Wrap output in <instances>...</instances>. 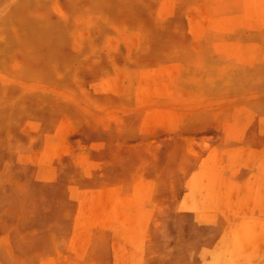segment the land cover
Returning <instances> with one entry per match:
<instances>
[{"label": "rangeland", "instance_id": "374dc122", "mask_svg": "<svg viewBox=\"0 0 264 264\" xmlns=\"http://www.w3.org/2000/svg\"><path fill=\"white\" fill-rule=\"evenodd\" d=\"M0 137V264H264V0H0Z\"/></svg>", "mask_w": 264, "mask_h": 264}, {"label": "bare ground", "instance_id": "6f19581e", "mask_svg": "<svg viewBox=\"0 0 264 264\" xmlns=\"http://www.w3.org/2000/svg\"><path fill=\"white\" fill-rule=\"evenodd\" d=\"M1 141H2V139L0 137V156L2 155V152H3ZM194 203L191 205V207L195 206ZM193 208L195 210V207H193ZM197 209H199V208H197ZM200 216L199 217L195 216V215L189 216L187 218V221H185V223L179 225L177 228H173L172 231L168 233L169 236L171 235V237L172 236L175 237L174 238L175 239V242H174L175 254H174L173 257L170 258V260H169L170 264H227V261H229V262L234 261L235 256H238V255H235V254H237V253H235V251H236L235 248H237V246H235V243H234L235 241L234 242L231 241L232 239L230 240L231 241L230 243H234L235 247L233 246V244L230 245V246H233L230 249V251L228 250L229 248H227V245L229 246V242L228 241H227L228 244H227V242L224 243L226 246L224 245L225 248H223L222 250L216 249V248H220L222 246L218 245V247H216V248L213 247L214 240H215V238L217 236V233L215 231L216 228L213 225L204 224L203 223L204 221L203 222L201 221ZM249 220H251V219H249ZM206 221H207V219H206ZM241 221L243 223L246 222V221H247L246 223L249 222L247 219L245 221H243V220H241ZM210 222H211V220H210ZM240 222L239 221L237 222L238 223V227L235 226V230L237 229L236 231L238 233L240 231L239 234H241V230H238V229H240V227H239V223ZM242 222L240 224H242ZM253 223H255V222H253ZM247 225H249V224H246L245 227H248ZM253 225H255V224H252V225L250 224V226L253 227V231H254V226ZM241 227L243 228L244 225H242ZM243 229L247 230V231L246 230L244 231V233L246 232V234H247V235H245L246 237L243 235L244 238H245L246 243H245L244 238H243L242 235H241V237L243 238V240L242 239H240V240L238 239V240L239 241L242 240V242H244L247 245H244V244H242L240 242L236 243L237 245L239 243H240L239 245L242 244L241 246H239L242 249L238 248L239 249V250L237 249L238 252L239 251L242 252L241 250L244 251V247L245 246H247V247L249 246L250 247L251 244H253V241H252L250 243V245H249L250 241L248 240L249 241L248 242L246 239L249 238L253 233H255V231L251 232V229L249 227V231L251 232V234H250V232L248 231L247 228H243ZM231 231L230 232L229 231H225L224 233H227V232L231 233ZM242 232H243V230H242ZM247 232H249V233H247ZM256 233H258V232H256ZM248 234H250V236ZM221 235H224V234L222 233ZM233 237H234V240H235V236H233ZM236 237H238V234H237ZM220 238H222V237H220ZM227 238H229V236L226 237L225 239L227 240ZM251 238H252V236H251ZM253 240L256 241L255 238ZM222 241L219 240V242H222ZM223 242H225V241H223ZM220 244H222V243H220ZM245 249H246V247H245ZM249 249L250 248H247L248 251H249ZM227 250H228V253H227ZM262 251H263V249H262ZM243 253L244 252L239 253V254L242 255ZM241 255H239V256H241ZM248 257H250V255ZM248 257L246 259H248ZM241 258L243 259V257H241ZM241 258L240 259L238 258L237 260H241ZM258 259H259V257H258ZM254 260H255V256H254ZM261 260H262V258H261ZM235 261H234V263H235ZM245 261H248V260H245ZM256 262H258V261H256ZM239 263H246V262L239 261Z\"/></svg>", "mask_w": 264, "mask_h": 264}, {"label": "crops", "instance_id": "0c3cea01", "mask_svg": "<svg viewBox=\"0 0 264 264\" xmlns=\"http://www.w3.org/2000/svg\"><path fill=\"white\" fill-rule=\"evenodd\" d=\"M191 215H195V216H198V217L200 216V214H198L197 212L190 211L187 214L178 217L175 222H170V223H168L166 225L165 230H164V236L161 239V242H160V245H159V249L161 247H163V244L167 241L168 233L171 232L173 228H177L179 225L185 223V221H187V218L189 216H191ZM200 218H201V221L202 222L204 221L203 222L204 224L213 225L216 228L215 231L217 233V236H216V238L214 240V244H213V247L216 248L218 246L219 240L222 241V239L225 237V233H224L225 231L224 230H226V228L222 225L221 222L213 223L212 224V223H210V221L207 220L208 221L207 222L206 219L204 220L202 216H200ZM222 233L224 235H221ZM220 237H222V238H220ZM163 263H164V261H159L157 264H163ZM227 264H238V262L237 263L236 262L234 263V261H231V262L227 261Z\"/></svg>", "mask_w": 264, "mask_h": 264}]
</instances>
